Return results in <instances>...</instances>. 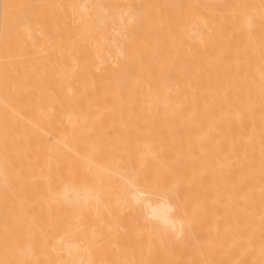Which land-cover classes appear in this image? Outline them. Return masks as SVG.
Segmentation results:
<instances>
[{
    "label": "bare ground",
    "instance_id": "obj_1",
    "mask_svg": "<svg viewBox=\"0 0 264 264\" xmlns=\"http://www.w3.org/2000/svg\"><path fill=\"white\" fill-rule=\"evenodd\" d=\"M0 264H264V0H0Z\"/></svg>",
    "mask_w": 264,
    "mask_h": 264
}]
</instances>
